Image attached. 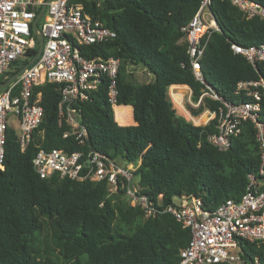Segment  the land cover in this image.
I'll return each instance as SVG.
<instances>
[{
  "label": "trees",
  "instance_id": "obj_1",
  "mask_svg": "<svg viewBox=\"0 0 264 264\" xmlns=\"http://www.w3.org/2000/svg\"><path fill=\"white\" fill-rule=\"evenodd\" d=\"M253 1L264 7V0ZM78 2L86 14L116 34L111 41L78 50L86 59L120 61L117 107L113 111L108 103L106 78L77 102L74 109L88 133L81 146L73 137L63 138L69 127L59 115V87L51 83L34 87L33 94H40L43 118L25 151L19 148L17 132L11 127L6 131L0 169V264H177L190 235L166 209L182 196L201 200L209 211L228 199L238 200L245 192L247 175L257 172L260 157L251 123H243L230 147L219 151L207 141L216 132V120L194 126L177 115L167 88H189L193 103L209 90L233 104L244 100L234 95L236 84L258 80L262 66L252 68L230 46L263 45L264 20L246 19L231 0H212L209 10L217 30L200 60V82L191 71L182 32L199 0ZM34 39L35 47L28 51L24 65L38 52ZM138 66L150 74L149 82H135L129 69ZM22 68L13 69L10 76ZM260 106L264 120V97ZM219 107V101L204 98L190 112L198 116ZM39 149L83 154L95 150L115 163L121 160L136 166L134 179L152 203L154 215L145 217L121 190L110 194L105 182L56 175L39 178L32 167ZM244 252L264 264V245H246Z\"/></svg>",
  "mask_w": 264,
  "mask_h": 264
},
{
  "label": "built area",
  "instance_id": "obj_2",
  "mask_svg": "<svg viewBox=\"0 0 264 264\" xmlns=\"http://www.w3.org/2000/svg\"><path fill=\"white\" fill-rule=\"evenodd\" d=\"M211 2L199 0L196 13L182 28L191 71L200 82H203L200 60L211 33L217 30L209 10ZM231 3L246 19L264 20V7L257 2L231 0ZM42 7L44 12L39 20L42 23L39 26L37 23L43 37L41 54L0 92L1 170L4 168L6 131L11 127L10 117L17 123V141L22 152L42 122L40 94H33L34 87L45 83L59 87V115L69 127L63 138L73 137L81 146L86 144L88 133L74 109L77 102L85 100L87 93L96 90L101 79L106 78L108 103L113 111L117 107L116 78L120 61L113 57L86 59L78 50L80 46L111 41L116 34L86 14L78 0H0V84L11 77L10 73L23 60L29 59L27 53L35 47L32 23ZM230 48L243 56L252 68L262 66L258 80L236 84L234 95L244 100L233 104L209 90L202 93L197 103H193L191 91L187 88L182 94V112H179L173 102L177 89L172 88L181 85H170L167 98L179 116L195 125H200L196 121L202 115L206 116L204 125L216 120V132L209 135L207 141L219 151L230 147L233 139L241 134L243 123H251L260 164L255 174L247 175L244 194L238 200H226L213 211L204 208L202 201L193 196L173 200V205L166 212L172 214L190 235L185 248L179 251L177 264H260L258 256L248 257L244 251L246 245L257 248L264 245V120L259 116L260 102L264 97V44L257 47L232 44ZM204 98L219 101L221 107L217 111L205 110L198 116H192L190 108L197 109ZM184 101H187L188 112ZM32 167L41 179L56 175L72 181L105 182L110 194L121 190L129 204L144 211L145 217L155 213L152 203L140 193L134 179L136 166L122 168L95 150L83 154L80 151L66 153L39 149L32 159Z\"/></svg>",
  "mask_w": 264,
  "mask_h": 264
},
{
  "label": "rangeland",
  "instance_id": "obj_3",
  "mask_svg": "<svg viewBox=\"0 0 264 264\" xmlns=\"http://www.w3.org/2000/svg\"><path fill=\"white\" fill-rule=\"evenodd\" d=\"M42 23V21H39V23H38V26L40 25ZM30 61V60H29ZM24 63H25V61L23 60L22 61V64H20V65H18L17 67H15V68H17V69H20V68H22V66L24 65ZM27 65V64H26ZM26 65H24V67L26 66ZM23 67V68H24ZM22 68V69H23ZM129 72L132 74V76H133V79L135 80V82L137 83V84H145V83H147V82H149L150 80H151V76L148 74V72L147 71H145L144 69H142L141 67H135V68H130L129 69ZM2 90L3 89H0V92H2ZM185 92V89L184 88H182V90H181V94H183ZM185 94V93H184ZM184 107H185V110L188 112V104H187V101L185 102L184 101ZM182 108V107H181ZM177 110L179 111V112H182V110L181 109H178L177 108ZM201 118H203L202 120H204V121H201V123H197V124H200L199 126H204V122H205V119H206V116L205 115H202L201 117H200V119ZM199 119V120H200ZM192 123V122H191ZM9 124H10V126L17 132V123H16V121H15V119L14 118H12V117H10V119H9ZM193 124V123H192ZM194 126H198V125H195V124H193ZM130 126V125H129ZM117 164L119 165V166H121L122 168L123 167H125L126 166V163L125 162H123V161H121V160H118L117 161ZM211 207H212V209H215L216 208V205L215 204H212L211 205Z\"/></svg>",
  "mask_w": 264,
  "mask_h": 264
},
{
  "label": "water",
  "instance_id": "obj_4",
  "mask_svg": "<svg viewBox=\"0 0 264 264\" xmlns=\"http://www.w3.org/2000/svg\"><path fill=\"white\" fill-rule=\"evenodd\" d=\"M44 12V7L41 8L40 12L38 13L36 19L33 21L32 23V32L34 33V35L37 38L38 44H39V48H38V52L37 54L27 63V65L25 67H28L29 65H31L36 59H38V57L41 54V50H42V46H43V37L39 32L37 23L39 22L42 14ZM23 71V69L21 71H19L18 73L14 74L13 76H11L5 83L0 84V89H5L7 87V85L10 84L11 81H13L16 77H18V75ZM133 115V114H132ZM136 124L134 123V125H130V126H135Z\"/></svg>",
  "mask_w": 264,
  "mask_h": 264
},
{
  "label": "bare ground",
  "instance_id": "obj_5",
  "mask_svg": "<svg viewBox=\"0 0 264 264\" xmlns=\"http://www.w3.org/2000/svg\"><path fill=\"white\" fill-rule=\"evenodd\" d=\"M182 88H184V87H173L172 88V89H177V94H173V102L176 104V106H177L178 109H182L181 108V97H182V94L180 93L181 90H182ZM184 89L186 90L187 88H184ZM125 107H130V106H125ZM115 111L117 112V110H115ZM132 119H133V115H132ZM202 119L203 118H201L200 120H198L196 122L197 123H201V121H204Z\"/></svg>",
  "mask_w": 264,
  "mask_h": 264
},
{
  "label": "crops",
  "instance_id": "obj_6",
  "mask_svg": "<svg viewBox=\"0 0 264 264\" xmlns=\"http://www.w3.org/2000/svg\"><path fill=\"white\" fill-rule=\"evenodd\" d=\"M149 74V73H148ZM150 75V74H149ZM176 113H177V111H176ZM177 115H178V113H177Z\"/></svg>",
  "mask_w": 264,
  "mask_h": 264
}]
</instances>
